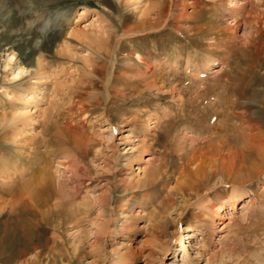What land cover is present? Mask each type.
Listing matches in <instances>:
<instances>
[{
    "label": "rangeland",
    "instance_id": "1",
    "mask_svg": "<svg viewBox=\"0 0 264 264\" xmlns=\"http://www.w3.org/2000/svg\"><path fill=\"white\" fill-rule=\"evenodd\" d=\"M190 1L186 0L184 3L183 1L176 0L178 6L185 7L188 13L194 11V16H197L195 19L190 20L187 17L186 21L184 20L186 24H184L192 26L195 23L196 25L194 26H197L201 22L200 25L203 24L202 27L204 28L202 32H199L197 28L193 29L194 31L192 30L187 38L180 39V41H183L177 43L181 47V50L183 49L179 53L182 57L183 61L181 64L183 65L179 64L181 65L179 66L172 62L176 59L175 53L170 54L175 41L171 40L167 34H161V37L150 36V38L146 36L147 34H144V37L143 35H137L135 38L137 41L126 40L128 43L123 41L121 45H118L116 38L113 36L110 45L107 47L111 49L108 55L110 58L107 57L109 59L106 60V57H104L102 62L104 61L105 65L101 63L100 65H103L100 67L101 69L99 67L96 69V73H98L94 74L96 77L94 75L90 76L85 80L86 83H83V81V85H81L84 91L87 89L90 91L85 99L86 108L90 112L86 109L88 113L86 111L77 113L74 114L75 118L73 116V119L69 118V121L73 120L71 124L75 130L69 131L67 129V132L65 131L64 133L65 136L74 138L77 132H81V128L84 125L87 132L92 131L88 129L90 126H93L98 131L106 127L110 122L117 124L121 118H128L127 116L129 115H131L129 117L133 116L143 121L145 119L146 121L156 111L163 112L167 108L170 110L169 115H173V118L169 121L168 126H165L167 127L165 128L166 130L164 129L166 132L165 137L169 138L168 141L171 144L174 141H180L182 150L179 153L185 155L189 151L191 153L194 147L209 148L211 150L207 145L210 142L215 143L216 141L215 128L217 120L222 119L221 114L226 112L230 114L231 111V115L226 118L229 121L228 125L222 128L225 129L223 134H228L231 137L236 135L235 130L248 125V119H251V121L253 119V122L260 119L264 120V26H261L264 25V22L260 23L261 27L259 28L261 32L256 37L255 43L247 48H243V53L247 52L245 53L246 57L243 59L246 61L244 64L243 61L241 65H238V53V55L232 57L233 59H230L231 61L228 60L226 62L227 64L219 74L207 76L203 72L200 75L201 78L203 77L202 79L200 78L198 81L192 80L189 77V72L186 73L182 69V66L185 68L186 60L188 59L204 62L211 55L210 53L213 52V50L211 52L208 51L210 50V46L214 45L212 41L214 39L206 34L207 29L205 27L206 20L212 16L210 15L212 11H205V8L201 6L196 7L198 10L195 11L196 9L190 5ZM181 2L184 3V6H182L183 3L180 4ZM31 3V6L45 20L52 19L57 14L75 20L79 11H82L85 7H89L90 14L83 19V25L94 18H98L101 24L106 25V29L108 26V29H110L109 33L112 32L113 34L114 29L118 30L117 7L119 3L117 0H32ZM178 6L176 10L178 13L185 11H183L184 8L179 9ZM126 14V22L130 24L134 23L136 19L135 14H130V12H126ZM12 15L10 18L0 17V53L14 47L20 54L23 64L32 68L36 66L37 57L39 56V50L33 47L37 41L45 45L46 48L44 49H46L45 51L48 52V55H57L56 50L57 48H61L63 42L60 28H50L42 33L41 31L36 33L29 30V23L24 22L23 28L26 30L20 31V33H12L11 30L18 28L22 21L21 14L17 9ZM101 20L103 21L101 22ZM223 21L224 26L231 25L228 23L230 21L228 17L227 19L224 18ZM166 35L167 38H165ZM189 39L190 41H188ZM76 41L73 42L74 46L78 45L77 48H81V50L87 49L86 46H81ZM190 45L194 47L192 48ZM134 48H137V51L141 50L140 53L146 61H142ZM205 53L208 55L205 56ZM166 54L169 56H166ZM194 54L196 56H192ZM159 55L162 59L159 58ZM164 55L166 56L165 59ZM186 56H189V58L187 57L186 59ZM147 59H150L149 61L152 59L153 67L146 66L145 62H148ZM153 59L157 62L156 64L153 62ZM210 59L212 66H220L223 62L222 57L216 54ZM165 60L170 63L169 66H167L168 64ZM60 61H62L61 65L63 64V66H69L73 63L70 61L69 64L67 60ZM60 61H54L55 63H53L57 64ZM140 62H144V65L142 63L140 65ZM165 62L167 65L165 64L163 71L165 68L166 70L163 73L167 74H165L164 78H169V74H171L173 76L172 78L170 76V80L174 77L176 81L171 80V83L167 82L166 84L170 86L164 87V85H160L159 82L161 81L157 80L155 87H149V90L145 88L149 84H147V80L143 81L144 78L142 76L145 73L147 75L144 76L152 75L153 71H159L160 73L161 71L158 70L160 69V64ZM171 62L174 64L172 67L170 66ZM113 63H115L114 66ZM76 64L82 66L81 61H76L74 65L77 66ZM157 65L159 66L157 67ZM105 66L106 69L104 70ZM109 67L113 69L110 68V70ZM174 67L175 69L179 68L177 73H175L177 70L175 71ZM118 70H120L119 73ZM205 75L206 77H204ZM137 77L138 82L134 83L132 80H135ZM207 77H210V79L206 80L205 78ZM27 79L28 77L23 79L25 85L27 84ZM88 80H90L91 85L90 83L88 84ZM18 82L21 83L22 80ZM144 83L147 85H144V89H142ZM174 84L176 85L174 86ZM176 86L179 87H177L178 92L175 90V92H171L173 87L175 88ZM85 87L88 88L86 89ZM228 89H230L229 92ZM139 90L142 91L140 92ZM234 91H236L238 97H235ZM137 93L140 94L138 95ZM93 95L96 97V101H94L95 97ZM0 96V102L4 101L5 96L3 97V94ZM76 97L79 98V96ZM76 97H74L75 100L77 99ZM235 99L236 101L233 104L235 112L232 113L233 107L229 109L228 105ZM181 100H184L182 105L180 104ZM219 108L223 109L220 110ZM243 115L248 116L247 119L245 116V118L241 117ZM240 118L246 121L243 119L239 120ZM145 121L137 125L136 128L132 124L127 123L126 126L119 129L121 132H117V137H114V140L120 143L119 148L121 152L119 154L109 155V159L106 160L107 155H104L105 153L96 155V149H94L93 151H89L83 161L78 164V172L84 181L78 195V200H83L87 206L83 207L85 208V214L81 215L80 222L77 225H73V227L69 226V229L65 230L62 236L60 234L56 235L57 233L54 232V228L58 224V220L56 219H52V221L50 220L46 224H41L33 220H26L30 216L28 213L13 216L8 211H0V264H23L28 259H33L34 263L32 264H180L183 262V242L188 245L190 240L189 235L191 231H188V228L190 227L189 222L191 220H194L198 227L195 229V232L193 231L196 238L191 239L193 244L189 248L192 255L190 259L184 262L185 264H207V261H210V259L213 264H217L219 261L214 257V251L222 252V250L230 251L231 249H235L236 252H239L244 249L245 245H249V249L252 251L258 250L257 248L260 246L264 247V241L261 242L264 240V180L259 184L255 183V186L253 185L257 189V196L252 191H249V195H245L241 201H238L239 208L237 211L233 212L230 208L225 211L226 217L223 220H220L216 213L211 210L209 215H211L212 221H210L209 217L206 226L203 225L204 216L196 215V208H192L190 214L182 222L176 220V213L165 211L166 207L163 199L170 193L169 190H172L174 193L173 198L177 202L182 201L181 196L176 194L174 189L177 184V173L174 174L170 170L165 180L152 189H149L147 184H145L146 175L144 169L147 164L145 159L153 157L154 151L151 153L140 147L138 141H135L134 133L130 132L131 129L136 132L137 130L138 132L143 131ZM60 124L63 127H68L70 123L66 119H61ZM229 124H231V128ZM234 126L235 130L233 129ZM232 129L234 132L231 131ZM127 133H130L131 139H128V136L125 140L120 139V137ZM103 134L108 133L105 131ZM97 137L102 138L101 136ZM105 152H109V150ZM63 154L60 153L52 161L51 172L56 183L61 181L59 177L63 175L61 167L58 166V162H62L66 158V155L64 156ZM0 155L2 160L4 158V161L7 160L2 148L0 149ZM155 155L157 154L155 153ZM173 155H176L174 156L176 158L175 162L179 164L181 160L178 158V153ZM22 169L23 167L19 166L13 169L17 177L21 174ZM4 178L1 177L0 179L3 180ZM216 179L217 177L213 180L215 181ZM214 181L204 185L203 190H205L204 196L206 200H214L217 203L220 198H226L231 194L232 187L228 188L223 183L222 185H214ZM54 195L52 199H54ZM86 196L91 199L90 202L85 199ZM253 196L256 199L244 207L242 204L247 202L248 198L252 199ZM193 200L190 199V202H193ZM57 241L60 243V247L56 244ZM55 245L58 247H53ZM56 249L58 250L56 251ZM259 251H262L264 255V249ZM34 254L38 259H35L37 257Z\"/></svg>",
    "mask_w": 264,
    "mask_h": 264
},
{
    "label": "bare ground",
    "instance_id": "2",
    "mask_svg": "<svg viewBox=\"0 0 264 264\" xmlns=\"http://www.w3.org/2000/svg\"><path fill=\"white\" fill-rule=\"evenodd\" d=\"M31 1L32 0H0V17L10 18L17 9L21 14L22 21L18 28L10 29L12 33H20V31L23 32L26 30L23 28L24 22L29 23V30L35 31L36 33L40 31L42 33L50 28L57 27L62 31L63 42L61 48H57L56 50L57 55H48V52L44 49L46 48L45 45L37 41L33 47L39 50V56L37 57L36 66L33 68L23 64L20 54L14 47L0 53V78L2 79L0 82V95L3 94V97L5 96V100L0 102V149H3L5 153L4 156L7 157V160L4 161L5 158L2 160L0 155V178L6 177L3 180L0 179V211H8V213L13 216L28 213L30 216L29 219L27 218L26 220H33L41 224H46L50 220L56 219L58 220V224H56L55 228L53 227L54 232L57 233H55L56 235L60 234L62 236V233L68 230L69 226L73 227V225H77L80 222L81 215L85 214V208L83 207L87 206L83 200H78V195L84 182L78 172V164L83 161L89 151H93L94 149H96V155L105 153L104 155H107L106 160L109 159V155L119 154L121 152L119 148L120 143L114 140V137H117V132H121L119 129L126 126L127 123L132 124L136 128L137 125L145 121V119L143 121L133 116L129 117L131 115L127 114L129 115L127 116L128 118H121L117 124L110 122L106 127L101 128V130L96 131L93 126H90L88 129L92 131L87 132L86 126L84 125V127L81 128V132H77L74 138H69L64 135L67 129H69V131L75 130L71 124L73 120L69 121V118L71 119L72 116L75 118L74 114L83 113L87 109L85 99L90 91L87 89L88 87L85 88L89 92L87 90L84 91L81 85L86 83L85 80L96 73L98 67L100 68L105 65L104 61L102 62L104 57H106V60L110 58L108 55L111 49L107 47L110 45L113 36L116 38L118 45H121L123 44L122 42L126 40L137 41V39H135L137 35H143L144 37V34H147L146 36L150 38V36L161 37V34H167L171 40L175 41V43L173 41L174 47H172V51H170V54L175 53L174 56L176 57V59L174 58L175 61L172 62L179 65L183 61L179 54L183 49L181 50V47L178 46L177 43L180 39L187 38L193 29L197 28L199 32H202L204 27H202L203 24L200 25L201 22L197 24V26H194L196 25L195 23L192 26H190V24L186 26L184 20L187 19V17L189 18L188 20H190L195 19L197 16H194V11L188 13L185 7L178 6L176 0H117L119 3L117 7L119 26L118 30L114 29L115 31L113 34L112 32L109 33L110 29H108V26L106 29V25L101 24L98 18H94L84 25L82 24L83 19L90 14L89 7H85L82 11H79L75 20L61 14H57L52 19L45 20L42 18L41 14L31 6ZM180 1L186 2V0ZM184 3L182 6H184ZM101 4L103 3L101 2ZM190 5L195 9L201 6L205 8V11H212L210 14L212 15L211 18H207L206 26H204L207 29L206 34L214 39L212 40L214 45L210 46L208 52H211V50H213V52L210 53L211 55L209 54L210 56H208V58L206 57V60L204 57V62H198V60L193 58V60L188 59L186 60V66L184 65L185 68L182 66V69H184L186 73L189 72V77L192 80L198 81L203 72L204 74L206 73L207 76L219 74L227 64L226 62L234 57V55H238V53V65H241V62H243V59L246 57L245 53H247L245 51V53H243V48H247L255 43L256 37L261 32L259 27L264 26H260V23L262 21L264 22V0H191ZM177 6L179 9L184 8L183 11H185H180V13H178L176 11ZM197 10L198 8L195 11ZM126 12H130V14L133 13V15L135 14L134 16L136 19L134 23L130 24L126 22ZM227 17L230 19L228 22L231 24L230 26H224L223 20L224 18L227 19ZM102 21L103 20H101V22ZM194 22L196 21L194 20ZM164 35H162V37H164ZM167 35L165 38H167ZM76 40L79 42V45L86 46L87 49L81 50V48H77L78 45L74 46L73 42ZM128 41L126 42L128 43ZM188 41H190V39ZM239 41L240 43H238ZM126 42H124V44L127 45ZM190 46H192V48L194 47L193 45ZM134 50L137 51V48H134ZM140 51L136 53L143 61L145 59H143ZM204 51L203 48V52ZM187 52L189 53V51ZM215 54L222 57L223 62L220 66H212V64H210V58ZM206 55L208 54L205 53V56ZM166 56L169 55L166 54ZM166 56L164 55V59ZM192 56L196 55L194 54ZM242 56L244 57L242 58ZM187 57L189 58V56H186V59ZM58 60H67L69 64L70 61L73 63L69 66L61 65L62 61L54 64V61ZM149 60L148 62H145L146 60L144 61L146 66L153 67L151 62L152 59L151 61ZM76 61H81L82 66H78L77 64V66H75L74 63ZM153 62H155V64L157 63L154 59ZM166 62L163 64L159 63L160 69L158 70H160L162 74H160L159 71H153L152 75L144 76L147 75L145 73L142 76V78H144L143 81L147 80V84H149L148 86L144 83L142 87L144 85H147V87H145L147 89L149 87H155L157 80L161 81L162 84L161 82L159 83L160 85H164V87L170 86L169 84L166 85L167 82L171 83L172 81H176L174 77L171 79L172 81L170 80L171 74H169V78H164L165 74H167L163 73L166 70L165 68L163 71ZM172 62L170 65L171 67L174 65ZM245 62L246 61H244L243 64ZM101 63H103V65H100ZM141 63L142 62H140V65ZM167 64L166 65L169 66L170 63L167 62ZM114 65L115 63H113V66ZM143 65L142 67L144 68ZM247 65L249 66V64ZM158 66L159 65H157V67ZM110 68L113 69L112 67H109V69ZM105 69L106 66L104 70ZM178 69H175V71L177 70L175 73L178 72ZM119 71L120 70H118V73ZM206 75L204 77H206ZM26 77H28V79L25 85L23 79ZM205 79L209 80L210 77ZM21 80L22 82L19 83L18 81ZM137 80L138 77L132 81L135 83L138 82ZM79 82L83 83L79 84ZM89 83L91 85L90 80H88V84ZM13 84L15 85L13 86ZM175 85L176 84H174V86ZM177 87L178 86L175 88L173 87L171 92L174 90L177 91L179 88ZM142 89H144V87ZM229 90L230 89H228V92ZM233 93H235V97H238L236 91ZM137 94L139 95L140 93ZM76 96H79V98ZM74 97L77 99L75 100ZM236 99L231 101V104L229 103V109H232L231 107H233ZM96 100L95 97L94 101ZM183 102L184 100H181L180 104L182 105ZM44 105L46 106L44 107ZM234 108L235 106L233 107L232 113L235 112ZM169 111L170 110L166 108L163 112L156 111V113L150 115L145 121L143 131L138 132L137 130L136 132L133 129L130 130L131 133H134L135 141H138L140 147L151 153L154 151L153 157L145 159L147 163L144 169L146 175L145 184H147L149 189L158 186L161 181L165 180L170 170L174 174L177 173V184L174 189L176 194L181 196L182 201L177 202L173 198L174 193L172 190H169L170 193L163 199V203L166 207L165 211L176 213V220L182 222L190 214L191 209L196 208V215L199 214L204 216L203 219L205 220H203V225L206 226L209 217L210 221H212V217L209 215L211 210L216 213L220 220H223L224 217H226L225 211L229 210L228 208L233 212L237 211L239 208L238 201H241L245 195H249V191H252L255 196L258 195L257 189L254 188L255 183L259 184L264 180V120L260 119L253 122V119L252 121L248 119V125L240 128L237 127V130H235L234 126L233 129L236 135L231 137L228 134H223L225 129H222L224 126L228 125L229 121L226 120V118L231 115V111L229 110L230 114H228V112L221 114L220 116L222 119L217 120V126L215 128L216 141L215 143L210 142L207 145L211 150H209V148L194 147L191 153L189 151L184 155L179 153L182 150L180 141H174V143L171 144L170 141H168L169 138L165 137V128H167L165 126H168L169 121L173 118V115H169ZM168 115L169 117L167 118ZM244 116L245 115L241 117ZM61 119L68 120L70 123L69 126L63 127L60 124ZM242 119L243 118H240L239 120ZM229 126L231 128V124H229ZM233 129L231 131H233ZM105 131H107L108 134H103ZM129 135L130 133H127L120 137V139L125 140L127 136L128 139H131V135ZM97 136H101L102 138H98ZM106 150H109V152H105ZM60 153H64L63 155H66V158L62 162H58V166L61 167V173H63V175L59 177L61 181L56 183L51 172V167L53 164L52 161H54ZM155 153L157 155H155ZM175 153H178V158L181 160L179 164L175 162L176 158L174 156L176 155H173ZM17 166L23 167L18 177L13 170ZM68 174L70 175L68 176ZM216 177L217 179L214 181L213 179ZM211 181H214V185H222L223 183L226 184L228 188L232 187L231 194L226 198H220L217 203L214 200H206L203 186L211 183ZM208 188L210 189V187ZM53 195L56 197H53L55 200L52 199ZM255 196H253L254 198L252 197V199L248 198L247 202L242 205L246 207L245 205L256 199ZM85 199L89 202L91 200L87 196ZM190 199H194L193 202H190ZM189 223L190 227L188 231H191L189 235L190 240L188 245L183 242V262L180 264H185L184 262L190 259L192 254L189 248L193 244L191 239L196 238L194 232L198 225L194 220H191ZM179 228H181V226H179ZM263 241L264 240L261 242ZM56 244L60 247L58 241ZM53 247L56 248L58 246L55 245ZM249 248V245H245L244 249L239 252H236L235 249H231L230 251L222 250V252L214 251V257L219 261L217 264H264V255L262 251H259L263 250L264 247L260 246L257 248L258 250L253 251ZM41 250L43 249L41 248ZM57 250L58 249H56V251ZM35 259H38V257ZM207 262V264H213L211 259ZM32 263H34L33 259H28L23 264Z\"/></svg>",
    "mask_w": 264,
    "mask_h": 264
}]
</instances>
